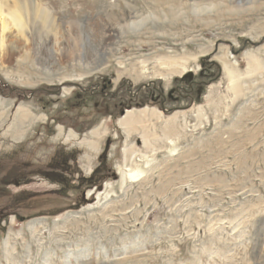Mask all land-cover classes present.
<instances>
[{
    "label": "rangeland",
    "instance_id": "obj_1",
    "mask_svg": "<svg viewBox=\"0 0 264 264\" xmlns=\"http://www.w3.org/2000/svg\"><path fill=\"white\" fill-rule=\"evenodd\" d=\"M28 1L58 45L4 38L0 264H264V0ZM127 7L157 19L116 35ZM77 34L89 59L63 51ZM97 82L139 92L103 113L73 89ZM127 111L141 120L130 133Z\"/></svg>",
    "mask_w": 264,
    "mask_h": 264
},
{
    "label": "bare ground",
    "instance_id": "obj_2",
    "mask_svg": "<svg viewBox=\"0 0 264 264\" xmlns=\"http://www.w3.org/2000/svg\"><path fill=\"white\" fill-rule=\"evenodd\" d=\"M153 1H155L157 4L163 3V4L171 5L172 2H175L176 0H153ZM12 3H13L12 8H9V7L6 8V6H7L6 0H0V62H3V60L8 57L7 51L9 48L6 49L8 46L5 47L4 38H5L7 33H11L10 32L11 30L12 31L14 30L13 33L15 32V29L18 32H20L21 37H19V38L23 39L24 43H29V45H32L34 42L37 43L39 46L44 45L45 47H48L51 45H52V47L53 46L55 47L56 43L58 45V41L55 40V42L50 43L49 40L47 39V35L49 33L48 30H50V27H52L55 23L51 18L52 16L50 15V13L46 9L42 10L39 6L38 7L35 6L34 4H32L33 2L31 3L28 0H12ZM240 3H242V2L241 1L237 2V5H240ZM3 8H6L7 11H4ZM127 8H128V10H127L126 14L122 13V15L128 14V16H131L133 18L130 19L129 21H124L123 23H119V22L117 23L116 22L117 24H114L112 26V30L116 33V35L121 34V33H126V32H135V31L139 30L140 28H142L146 23L152 24L157 19L154 15V12H152V13L144 16V17H139V16H135L136 10L135 11L132 10V7H127ZM197 9H198L197 7H194V8L192 7L193 12H196ZM67 31L69 32L70 30L66 29L65 32H67ZM76 32L77 33L82 32V28L78 27V29H76ZM53 33H54L55 37H57V38H62V35L65 34V33L59 32V30L57 32H53ZM79 36H78V34L76 36H74V35L70 36L69 41L65 42L68 45L63 49V51L66 52L65 53L66 56H68L71 60H75V58L77 56H80V55H82V59L84 57L86 59H89L88 53L84 52V54H81V53H83V51L80 50L79 48L78 49L76 48V43L79 40ZM6 38H7V36H6ZM14 38H15V35H14ZM77 38H78V40H77ZM88 40H90V39H88ZM18 47L21 48L20 46H18ZM17 48L15 50H17ZM27 48L29 49V47H27ZM42 48H43V46H42ZM22 50L24 51V49H22ZM55 50H56V48H55ZM98 52H99V55H102L101 49L98 50ZM97 53H95V54L97 55ZM217 59L222 63V66H224V62L222 60H220L218 57H217ZM76 64L78 66L82 67L81 69H83V72H86L87 70L93 69L92 68L93 65H89L90 62H88V64L82 63L80 57H78V62H76ZM225 68L227 70V74L230 77V80H232L233 75H234L232 71H234V70L228 69L227 64L225 65ZM18 111H20V113L18 112L19 116H20L19 117L20 120H25L24 118H26V114H24L22 112V110H18ZM118 122L120 124L119 126H121L123 129H128L127 133H130L129 131L131 130V125H134L132 127V129H133V128H135L136 125L140 124L141 120H140L139 116L136 115V113L134 114V112H128L127 111V113L122 118H120ZM94 134H95V132H91V135L95 136ZM85 145L87 147H89L90 149H95V146H96V144L93 141H88V140H87V143ZM127 174H128V176L134 177V172L132 171V173H131L130 169H128ZM88 197H90V196H88Z\"/></svg>",
    "mask_w": 264,
    "mask_h": 264
},
{
    "label": "flooded vegetation",
    "instance_id": "obj_3",
    "mask_svg": "<svg viewBox=\"0 0 264 264\" xmlns=\"http://www.w3.org/2000/svg\"><path fill=\"white\" fill-rule=\"evenodd\" d=\"M234 52V51H233ZM215 65V63L213 61L210 60V57L209 58H202L201 62H200V69H206V68H212L213 66ZM192 74H187V78H191ZM62 84L65 86V85H70V83H59V84H56V85H53L54 88L53 91L54 92H60V90L63 88ZM109 84V82H108ZM107 83H94L92 84L91 86H86V88L82 85H79V84H73L74 87L73 89L76 90L75 92L77 93V95L75 96L77 99V101H80L79 98V95H85L87 94V97H90V98H93V106L94 108H98L100 109L103 113L104 112H109L110 109H111V104L109 101H117L119 103H122L123 101L121 100L122 96H121V93H123V90L125 92H127L128 96L131 97L132 99H134L135 97H137L138 95V92L139 91H131V88H132V85L129 83V82H124V83H121L120 86H118L116 89H113L111 90L110 88H108ZM110 85V84H109ZM199 84L195 83L194 86L195 87H198ZM192 86V88L194 87ZM147 87H149V84H144L143 88L146 89ZM51 90V89H50ZM193 89L191 90H184L185 93L184 94H178L177 95H181V97L184 99V98H187L188 100H193L190 96V93L192 92ZM19 90H15V92H18ZM41 91V89H40ZM22 93V92H21ZM20 93V94H21ZM79 93V94H78ZM22 95V94H21ZM97 99L99 100V102H97ZM122 105V104H121ZM123 106V105H122ZM122 109L124 110V106L122 107ZM121 109V110H122ZM122 110V111H123ZM111 118V117H110ZM116 120H118L117 118L115 119V123H116ZM112 121V120H111ZM114 123V124H115ZM111 144L110 140L106 139L104 141V144H103V149L102 151L100 152L99 155H103L104 157L106 156V150L109 148V145ZM97 169V168H96ZM4 175V173H3ZM5 183H8V181H4Z\"/></svg>",
    "mask_w": 264,
    "mask_h": 264
},
{
    "label": "trees",
    "instance_id": "obj_4",
    "mask_svg": "<svg viewBox=\"0 0 264 264\" xmlns=\"http://www.w3.org/2000/svg\"><path fill=\"white\" fill-rule=\"evenodd\" d=\"M85 182H90V183H93V178L92 177H88L87 179H86V181ZM96 189V188H95ZM9 214H11V213H9ZM12 214L13 215H15V212L12 210Z\"/></svg>",
    "mask_w": 264,
    "mask_h": 264
},
{
    "label": "water",
    "instance_id": "obj_5",
    "mask_svg": "<svg viewBox=\"0 0 264 264\" xmlns=\"http://www.w3.org/2000/svg\"><path fill=\"white\" fill-rule=\"evenodd\" d=\"M231 53H233V51L231 50ZM25 98H27L28 96H26V95H23Z\"/></svg>",
    "mask_w": 264,
    "mask_h": 264
}]
</instances>
